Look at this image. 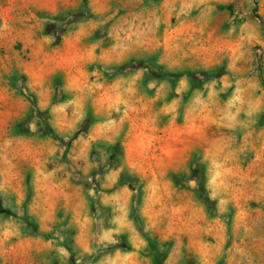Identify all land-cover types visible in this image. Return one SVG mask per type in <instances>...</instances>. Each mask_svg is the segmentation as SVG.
<instances>
[{
    "label": "rangeland",
    "instance_id": "obj_1",
    "mask_svg": "<svg viewBox=\"0 0 264 264\" xmlns=\"http://www.w3.org/2000/svg\"><path fill=\"white\" fill-rule=\"evenodd\" d=\"M0 207V264H264V0H0Z\"/></svg>",
    "mask_w": 264,
    "mask_h": 264
},
{
    "label": "trees",
    "instance_id": "obj_2",
    "mask_svg": "<svg viewBox=\"0 0 264 264\" xmlns=\"http://www.w3.org/2000/svg\"><path fill=\"white\" fill-rule=\"evenodd\" d=\"M150 59V58H149ZM151 60H152V58H151ZM0 212H1V207H0Z\"/></svg>",
    "mask_w": 264,
    "mask_h": 264
}]
</instances>
